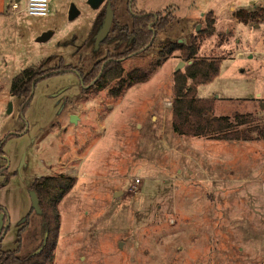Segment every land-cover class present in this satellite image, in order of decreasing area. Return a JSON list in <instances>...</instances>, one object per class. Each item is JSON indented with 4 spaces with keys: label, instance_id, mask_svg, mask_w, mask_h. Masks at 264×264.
Masks as SVG:
<instances>
[{
    "label": "rangeland",
    "instance_id": "rangeland-1",
    "mask_svg": "<svg viewBox=\"0 0 264 264\" xmlns=\"http://www.w3.org/2000/svg\"><path fill=\"white\" fill-rule=\"evenodd\" d=\"M11 1L0 0L2 250L18 248L27 255L43 241V214L33 208L25 184L51 174L75 179L58 204L55 264H264V139L217 140L174 131V75L189 64L179 50L162 57L158 46L128 57L122 69L92 85L93 91L69 109L79 115L76 123L65 116L49 126L63 98L50 95L67 88L77 93L79 74L41 80L26 113L30 132L14 135L23 122L10 95L12 75L31 65L54 67L61 58L85 69L106 54L109 44L93 49L91 30L99 11L88 0H51L47 17L13 15ZM249 1L264 7V0L135 3L147 11L177 8H172L171 29L158 43L194 37L200 58L221 61L220 74L199 85L197 93L216 99V116L264 110V19L245 24L232 11L244 4L251 8ZM73 3L81 14L70 19ZM211 10L217 17L213 32L204 15ZM45 29L54 34L39 42ZM153 58L161 65L148 81L112 96L131 67L148 66ZM26 151L29 167L22 169ZM41 185L43 200L57 196Z\"/></svg>",
    "mask_w": 264,
    "mask_h": 264
},
{
    "label": "trees",
    "instance_id": "trees-1",
    "mask_svg": "<svg viewBox=\"0 0 264 264\" xmlns=\"http://www.w3.org/2000/svg\"><path fill=\"white\" fill-rule=\"evenodd\" d=\"M110 1L115 11V18L108 38L122 41V49L108 50L104 56L93 61L85 69L78 64H66L63 58L60 59L59 65L54 67H48L45 64L28 66L13 77L10 89L12 95L22 97L23 101L29 102L31 92L41 80L68 71L80 74L84 86H88L96 78L101 82L118 68L122 69L124 58L141 56L145 52H150L161 46L159 53L162 57L179 50L183 60L189 61L184 71H176L174 75L172 120L176 133L217 140L254 141L264 139V110L257 113H237L234 118L228 115L216 116L212 113L215 109L216 99L198 96V86L214 81L220 74L221 61L200 58L198 56L200 44L194 37L185 39L182 43L173 39L165 44L158 43L160 35L168 33L171 29L175 19L172 9L148 12L136 9V0ZM117 5H119V11H116ZM116 12H119V15H116ZM104 16L105 14L102 12L96 17L91 30L92 38ZM234 16L245 24L259 22L264 19V7L252 10L239 8L235 11ZM205 17L210 31H215L216 17L214 14L208 12ZM160 65L161 60L153 58L148 66L131 67L127 74L116 83L112 96L118 97L128 87L148 81ZM103 67L104 70H102ZM44 180L51 187V194L54 191L58 192L56 197L52 195L45 203L42 202V219L47 236L44 234L43 241L34 252L23 255L18 248L2 250L1 245L4 240L2 231L0 233V264H55V253L61 227L58 204L72 189L75 179L51 176L45 177Z\"/></svg>",
    "mask_w": 264,
    "mask_h": 264
},
{
    "label": "flooded vegetation",
    "instance_id": "flooded-vegetation-1",
    "mask_svg": "<svg viewBox=\"0 0 264 264\" xmlns=\"http://www.w3.org/2000/svg\"><path fill=\"white\" fill-rule=\"evenodd\" d=\"M109 1L110 0H106L98 9H96V10L99 11L97 13V16H98V14H100L102 12H104V14H106L107 4H108ZM154 12H157V11H154ZM103 22H104V19L102 20V22L100 23V25L98 26V28L95 30V33H94V36H93V41H94L93 42V49L94 50L95 49L97 50L98 48H101L102 44L105 43V42H108V44H109V49L108 50H113L115 48H121L122 49L123 42L120 41V40H116L115 38L109 39L108 38L109 34L101 41L100 45L96 48V46H95V35L97 34V32L99 31V29L101 28ZM111 29H112V27H111ZM111 29H110V32H111ZM131 41H132V37L129 39V42L130 43H131ZM100 58H98L97 60H99ZM126 59L127 58H124V61ZM102 70H104V67H103ZM79 78H80V89H79V91H81V92L78 91L79 93L78 92L77 93H74V92L71 93L70 92L71 90H68V88H67V89H62L61 91H59V90L58 91H54V93H52L50 95L51 97H54L55 99H57V97L59 95L63 96L62 101H60L58 99V104L59 105H57V109H58L57 111H59L58 112V117L59 116L60 117L59 118L57 117L56 119H54L50 123V125H49L50 127H55V124L59 123L61 121V118L65 117V116L68 117V120L70 119L71 122L75 123L71 119V116L74 115V113H69V109L72 108V107H74L75 104H78V101L80 100V98H83L84 94H87L91 90L93 91L92 85H94L96 82H99L98 79L96 78V79L93 80V82L91 84H89L88 86H84L83 85L84 81H83V79H82V77H81L80 74H79ZM35 90L36 89H34L31 92V96L29 98L30 99L29 102H27V100L26 101H23L22 97L13 96L12 93H11V91H10V95L13 98H15L18 101V103H19V107H20L19 108V116H20V120L23 122V127L20 128L21 130L20 131L17 130L16 132H14V135L17 136V137H24L25 135H27V133L30 132V124L27 121L26 113H27L28 109L30 108V105L32 104V102L34 100ZM8 139H9V137H8ZM35 140H36V138L33 139V144L35 143ZM3 144H4V142L2 143V145H0V152H1V147L3 146ZM27 156H28V152L26 151V153H24V163L22 164L23 165L22 166V169L29 167V165L25 161V158ZM51 176H54V175L48 174V175H43L41 177H36L30 183H27L26 182V184H25V186H29V187H27L28 190H29V192H31V193L32 192H35L36 193V195L38 197V203L37 204L33 203V208L38 213H41V215L43 214V210H42V207H41L42 206V202L45 203L46 200H43L42 199V195H41V192H40V184L45 185L46 184V181L44 180L45 177H51ZM43 185H41V186H43Z\"/></svg>",
    "mask_w": 264,
    "mask_h": 264
},
{
    "label": "water",
    "instance_id": "water-1",
    "mask_svg": "<svg viewBox=\"0 0 264 264\" xmlns=\"http://www.w3.org/2000/svg\"><path fill=\"white\" fill-rule=\"evenodd\" d=\"M106 0H88L89 5L93 8V9H98ZM81 13V10L77 7L76 4H72L70 9H69V18L70 19H74L76 17H78ZM114 18H115V11L112 7L111 1L108 2L107 4V10H106V14L104 17V22L101 26V28L99 29V31L97 32V34L95 35V46L96 48L100 45L101 41L109 34L110 29L112 27V24L114 22ZM54 32L52 30H46L44 31V33L42 35H40L38 37V41L39 42H46L48 41L52 36H53ZM181 63H184L183 61H181ZM10 108H12V103L9 104ZM77 118L78 116L76 114L71 116L72 121H74L75 123L77 122ZM32 199H33V203L37 204L38 203V197L36 195L35 192H32ZM47 236V233H46ZM45 244V242H44Z\"/></svg>",
    "mask_w": 264,
    "mask_h": 264
},
{
    "label": "built area",
    "instance_id": "built-area-1",
    "mask_svg": "<svg viewBox=\"0 0 264 264\" xmlns=\"http://www.w3.org/2000/svg\"><path fill=\"white\" fill-rule=\"evenodd\" d=\"M50 5L51 0H14L11 3V10L13 13L25 11L31 16L45 17L50 12Z\"/></svg>",
    "mask_w": 264,
    "mask_h": 264
},
{
    "label": "crops",
    "instance_id": "crops-1",
    "mask_svg": "<svg viewBox=\"0 0 264 264\" xmlns=\"http://www.w3.org/2000/svg\"><path fill=\"white\" fill-rule=\"evenodd\" d=\"M13 1H14V0H12L11 3H12ZM249 4L252 6L251 8H250V7H247V5H245V4L242 5V7H239V8H245V9H249V8H250L249 10H252V9L259 8V7H260V6H258L257 4H255L254 1H253V2H252V1L250 2V1H249ZM171 7H172L173 9H177V8L174 7V6H171ZM261 7H263V6H261ZM172 8H171V9H172ZM239 8H233V9H232V11H233V16H234L235 11L238 10ZM9 10L12 11V10H11V4H10V8H9ZM138 10H139V9H138ZM141 10H145V9H141ZM145 11H147V10H145ZM22 12H25V11H18L17 13H13V12H12V14H13V15H20ZM148 12H154V11H153V10H150V11H148ZM173 12H174V11H173ZM208 12H212V13L214 14V16L216 17V14H215L214 10H211V11H208ZM208 12H207V13H208ZM49 13H50V12H49ZM207 13H205L204 15H206ZM80 14H81V13H80ZM174 14H175V13H174ZM48 15H49V14H48ZM45 17H47V16H45ZM234 17H235V16H234ZM216 20H217V17H216ZM235 20H236L237 22H240V20H239L238 18H236V17H235ZM261 20H263V19H261ZM46 30H47V29H45L44 31H46ZM42 31H43V30H42ZM40 33H42V32H40ZM40 33H39V34H40ZM51 38H52V37H51ZM51 38H50V39H51ZM50 39H49V40H50ZM49 40H48V41H49ZM46 42H47V41H46ZM14 76H15V75H12V79H13ZM9 89H10V87H9ZM77 115H78V114H77ZM78 119H79V115H78L77 120H78ZM217 181L219 182V179H217Z\"/></svg>",
    "mask_w": 264,
    "mask_h": 264
}]
</instances>
